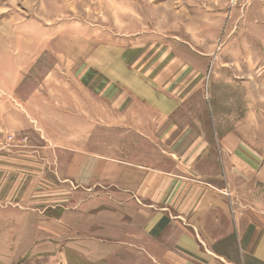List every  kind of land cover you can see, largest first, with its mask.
<instances>
[{
    "label": "rangeland",
    "instance_id": "374dc122",
    "mask_svg": "<svg viewBox=\"0 0 264 264\" xmlns=\"http://www.w3.org/2000/svg\"><path fill=\"white\" fill-rule=\"evenodd\" d=\"M126 50L145 51L132 82L140 105L165 96L182 125L226 123L231 164L239 144L258 158L226 173L234 191L262 167L264 0H0V264H144L140 239L127 246L140 208L112 198L101 167L84 162L71 181L68 151L14 131L17 103L30 109L34 93L61 105L64 90L76 106L110 95Z\"/></svg>",
    "mask_w": 264,
    "mask_h": 264
},
{
    "label": "crops",
    "instance_id": "0c3cea01",
    "mask_svg": "<svg viewBox=\"0 0 264 264\" xmlns=\"http://www.w3.org/2000/svg\"><path fill=\"white\" fill-rule=\"evenodd\" d=\"M126 52V65L111 66L110 95L98 94L94 102L81 100L76 106L69 93L65 100L64 90L61 105L34 93L30 109L25 102L17 103L14 131L27 129L45 147L68 151L71 181L84 171V162L101 167L112 198L120 196L122 205L140 208V235L131 234L127 246L140 239L144 264H264V163L234 191L236 182L226 181V173L236 166L254 169L258 158L239 155V144L231 164L226 123L182 125L179 120L185 115L174 103L167 110L165 96L154 107L150 96L141 98L146 105H140L132 82L136 67L147 65L135 64V55L145 51Z\"/></svg>",
    "mask_w": 264,
    "mask_h": 264
}]
</instances>
